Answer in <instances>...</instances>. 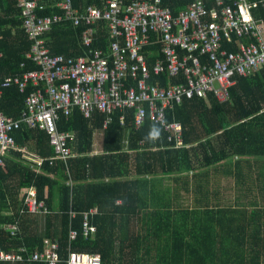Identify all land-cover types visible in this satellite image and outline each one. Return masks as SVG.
Returning a JSON list of instances; mask_svg holds the SVG:
<instances>
[{"label":"trees","instance_id":"1","mask_svg":"<svg viewBox=\"0 0 264 264\" xmlns=\"http://www.w3.org/2000/svg\"><path fill=\"white\" fill-rule=\"evenodd\" d=\"M57 1L60 0H45L46 8L39 13H59V8L54 7ZM249 1L260 2L253 15L264 21V0ZM96 2L73 0V5L83 10L100 4V1ZM163 5L171 8L175 16L187 7V2L163 0ZM19 12L15 0H0L2 77L20 76L38 69L27 58L31 42L21 27ZM84 28L85 25L73 26L69 22L53 24L43 34L49 53L65 57L81 55L85 49L80 42ZM95 30L91 48L106 51L109 35L105 23L97 22ZM160 47L154 44L143 49L148 65L162 56ZM223 47L228 51L235 50L226 42ZM233 79L229 100L219 102L212 94L206 98H185L181 104L167 111L168 120L181 122L182 142L187 148L176 149L175 142L169 141L163 126L150 122L147 116L140 126L135 127L132 109L124 111L122 126L118 123L120 112L116 110L112 114V121L103 131V154L98 156H91L89 152L92 132L94 128H101L104 119L100 112L86 118L74 108L68 116L58 115L57 130L72 133L67 145L73 154L66 161L49 163L52 156L49 139L38 128L28 130L22 127L13 132L11 136L16 145L42 162L37 165L20 151H10L3 156L0 167V247L5 252L17 251L21 247L28 253L41 252L42 242L47 239L57 243L58 261L55 264H67L70 252L100 254L101 264H146L147 261L139 256L143 240L147 242L157 237L163 229L161 219L175 213L169 208L174 199L169 188L146 192V198L158 204L156 209L142 211L138 207L143 199L142 191L149 183L147 178L150 177V183L154 185L157 176L204 170L203 175H194L192 184L183 175L170 176L169 180L178 185L182 183L183 187H194L195 194L201 195L199 205L201 203L204 207L182 210V213L216 219L225 229L226 240L219 239L217 244L221 252L214 259L203 255L197 258L199 246L195 248L182 242L179 245L182 255L169 259L170 264H264V66L249 77L235 75ZM150 80L165 84L168 78L166 74H160L151 76ZM32 90L30 84L23 93L17 86L4 89L0 111L7 117L17 118ZM122 141L126 142L125 145ZM208 171L213 173L212 179ZM222 180L226 182L225 190L219 191L216 183ZM231 181L236 185V191L229 190ZM210 183H213L212 187H209ZM31 186L35 187L38 200L45 204L46 213L22 210L23 190ZM232 193L238 197L233 201L241 204L221 206L220 202L228 201ZM210 194L212 199L203 198ZM115 199L120 200L119 204ZM91 207L97 209L96 213L89 215L96 233L93 238H84L83 213ZM129 218L130 221L137 219L130 225ZM14 225H17V231L11 235L8 227ZM70 230L76 232L73 240H69ZM181 239L183 237L175 236L176 242H181ZM185 248L189 250L187 256H183ZM157 260L155 263L160 264L168 259Z\"/></svg>","mask_w":264,"mask_h":264},{"label":"built area","instance_id":"2","mask_svg":"<svg viewBox=\"0 0 264 264\" xmlns=\"http://www.w3.org/2000/svg\"><path fill=\"white\" fill-rule=\"evenodd\" d=\"M15 1L20 9L21 27L31 42L27 58L38 69L14 77L0 74V98L10 86H17L20 93L29 84L33 87L19 118L7 117L0 111V167L3 156L10 151L28 153L11 136L23 125L48 135L54 153L50 160L70 158L73 153L67 140L71 134L58 131L56 121L59 114L68 116L74 108L86 118L95 112L102 113V128L112 121L116 110L120 112L118 123L122 126L124 111L132 109L135 127L147 116L150 122L163 126L176 149L188 147L182 142L181 122L168 120L167 111L185 98H206L212 94L219 102L229 100L235 75L249 77L264 66V21L253 15L260 2L183 0L187 7L174 16L163 0H97L98 6L90 5L83 10L75 7L73 0H60L54 4L60 10L55 14L39 13L46 8L45 0ZM99 21L105 23L109 34L106 51L91 48ZM57 22L85 25L80 36L85 48L81 55L65 57L49 53L43 34ZM224 42L235 50L228 51ZM154 44L161 46L162 56L148 65L143 49ZM160 74L167 75L165 84L150 80ZM27 155L37 165L41 164V159ZM23 194L22 210L48 211L43 201L38 200L35 187L23 190ZM96 212V207H91L83 213L84 238H93L96 233L89 217ZM8 229L14 235L17 225ZM75 236L76 232L70 230L69 240ZM42 243L43 250L32 253L24 247L10 252L0 247V263L55 264L57 243L47 239ZM100 257L70 252L67 264H101Z\"/></svg>","mask_w":264,"mask_h":264},{"label":"crops","instance_id":"3","mask_svg":"<svg viewBox=\"0 0 264 264\" xmlns=\"http://www.w3.org/2000/svg\"><path fill=\"white\" fill-rule=\"evenodd\" d=\"M20 113L17 118L20 117ZM22 127H26V126L23 125ZM28 130H30V128H28ZM104 130L105 128H102V126L101 128H94L92 132L93 133L92 140H91L92 144H91V151L89 152V155L98 156V155L103 154L102 142H103V131ZM67 133L71 134V137H72V133L70 132H67ZM124 141H122V143L125 145L126 142ZM27 154H25V156L27 157L30 156ZM53 155L54 153L52 149V156L49 158V163L53 161V160H50L51 158H53ZM205 172L206 171L204 170L201 171L200 173H199V170H195V171L190 170V171L182 172V173L162 175L159 177L157 176L156 177L157 180L154 181V185L150 183V177L147 178V181H149V183L147 184V187L145 188L146 190L142 191L143 199L141 200V203L138 204L139 205L138 207L142 208V211L143 210L149 211L152 209H156L155 206H157L158 204H155V202H152V200H148V197L146 198V195H147L146 192L149 191L150 189H155L157 192V190H162V189L167 190L169 188V190L172 191V196L174 197V199H172V202L170 203L169 208H171L170 210H172V212L175 211V213H172L171 217L161 219V222L163 224V229L161 230V232L159 233L157 237L148 239L147 242L143 240L144 246H142L141 248L142 250L140 251L139 256H142V258L147 261L146 264H152V262L155 263L158 261L157 259H168V260L161 261L160 264H170L169 259H173V257H178L182 255L181 252L179 251V245H181L182 242L185 244L194 245L193 247L195 248L196 246H199L196 251L197 258H199V255H203L208 259H214V257H216L221 252V250H219V244L217 243L219 242V239L226 240L225 239L226 235L224 233L225 229L222 228V226L217 223L216 219H212L209 217H197V216H193L191 213H188L189 215H184L182 213V210L203 209L204 206L201 205V203L199 205V201H200L199 198L201 197V195H199L197 192L195 194V192L193 191L194 187L192 186L183 187L181 186L182 183H179L178 185L175 183V181L169 180L170 176L177 177V176L183 175V176L188 177L190 184H192L194 180L192 178L194 177V175H196L197 173L202 174ZM208 172L210 173L209 175L212 179L213 173L211 171H208ZM167 183H169L168 187L165 186ZM225 183H226L225 180H222L221 183H218V184L216 183V186L218 187L219 191L225 190ZM212 184L213 183H210L209 187H212L213 186ZM228 188L230 190L229 186ZM210 197L212 199L213 195L211 196L210 194V195L203 196L204 199L205 198L209 199ZM228 199H231V196H229ZM145 200H147L148 202H146ZM119 202H120L119 199H115V203L119 204ZM237 203H240V202L228 200L225 202H220V205L223 207H226V206L229 207V205L235 207L238 205ZM161 204L159 205L161 206ZM132 205L134 206V204ZM162 207L165 208V206H162ZM136 219L137 218L135 219L132 218L130 221V218H129L128 221L130 225H132L134 221L136 222ZM175 236H181L183 237V239H181V242L180 240L179 242H176ZM146 243L148 244L146 245ZM209 245L211 246L210 249H208ZM188 254H189V250L185 248L183 250V256H187ZM214 263H216V261ZM199 264H202V263H199Z\"/></svg>","mask_w":264,"mask_h":264},{"label":"rangeland","instance_id":"4","mask_svg":"<svg viewBox=\"0 0 264 264\" xmlns=\"http://www.w3.org/2000/svg\"><path fill=\"white\" fill-rule=\"evenodd\" d=\"M25 157L29 159V157H31V156H28V157L25 156ZM229 187H230V190H231V191H236V185L233 183V181H231V185H230ZM233 198H237V199H238L236 193H232L231 199H229V201H232Z\"/></svg>","mask_w":264,"mask_h":264}]
</instances>
